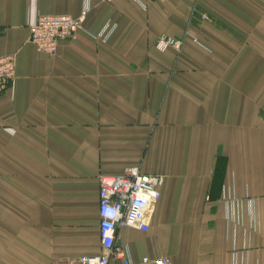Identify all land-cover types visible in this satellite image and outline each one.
<instances>
[{
	"label": "crops",
	"instance_id": "crops-1",
	"mask_svg": "<svg viewBox=\"0 0 264 264\" xmlns=\"http://www.w3.org/2000/svg\"><path fill=\"white\" fill-rule=\"evenodd\" d=\"M82 13L55 54L30 42L40 15ZM10 53L0 264L99 254L98 178L135 166L164 182L148 230H117L129 259L264 264V0H0Z\"/></svg>",
	"mask_w": 264,
	"mask_h": 264
},
{
	"label": "built area",
	"instance_id": "built-area-1",
	"mask_svg": "<svg viewBox=\"0 0 264 264\" xmlns=\"http://www.w3.org/2000/svg\"><path fill=\"white\" fill-rule=\"evenodd\" d=\"M110 1V0H108ZM82 13L78 17L68 15H40L29 27L30 42L37 51L53 55L59 41L74 37L82 29ZM203 19L208 15L202 14ZM106 38V36H105ZM155 48L164 51L168 47L179 48L181 40L161 36ZM15 53L0 56V85L12 79L15 73ZM164 177L159 174L143 173L139 167H127L117 176L98 178V233L100 253L80 256L78 264H178L168 256H143L138 262L129 259L127 251L115 244L118 228L126 226L147 231L153 210L160 198V187Z\"/></svg>",
	"mask_w": 264,
	"mask_h": 264
}]
</instances>
